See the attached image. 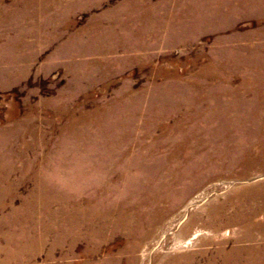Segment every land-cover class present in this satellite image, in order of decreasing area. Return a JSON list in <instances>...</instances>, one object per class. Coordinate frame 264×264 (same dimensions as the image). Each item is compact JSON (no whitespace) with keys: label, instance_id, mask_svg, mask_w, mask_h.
<instances>
[{"label":"rangeland","instance_id":"1","mask_svg":"<svg viewBox=\"0 0 264 264\" xmlns=\"http://www.w3.org/2000/svg\"><path fill=\"white\" fill-rule=\"evenodd\" d=\"M0 188L23 264H264V0H0Z\"/></svg>","mask_w":264,"mask_h":264},{"label":"bare ground","instance_id":"2","mask_svg":"<svg viewBox=\"0 0 264 264\" xmlns=\"http://www.w3.org/2000/svg\"><path fill=\"white\" fill-rule=\"evenodd\" d=\"M231 106H232V108L235 107L234 105H229V108L227 109L226 112L232 110ZM235 109L236 108H234V110ZM3 189L6 190L7 189L6 186ZM3 189L0 188V191H3ZM35 196L40 198V199H45V197H42V196H37V195H35ZM89 205H91V204L87 203L85 205L86 206L85 210H87ZM38 206H39V204L36 203L35 209H37ZM78 207H80V205ZM90 208H91L92 212L96 211V210H94L92 208V206ZM185 209H188V206H185ZM85 210H83L81 212V214L84 215L85 212H86ZM50 211L52 212L51 209H50ZM185 212H187V210H185ZM110 215H111L110 212L106 211V209L98 210L97 219H96L95 214L90 215L89 220L87 222L88 230L85 233L92 232V229H93L94 226L99 227L100 231L103 228L105 229L106 227H108V225H109L108 218H109ZM64 217H65L64 221L62 223H60L58 226H54L52 224H49V228H51V230H46V240L48 239L47 238L48 235H50L52 232H54L55 235H59L63 239L71 238L73 240L74 238L77 237V236L71 234V232L75 231L77 229H80V226L82 225V222H83L82 221V217L80 219V217L78 216V211L75 212V211H69V210H67L66 216H64ZM1 222H2V219H0V225H1ZM126 223H130L129 220H128V222L126 220L121 222V218L116 217L114 225H115L116 229L118 227L119 230L127 232V230L130 227V225L126 224ZM176 226H177V224L174 225V227H172V229H175ZM54 227H56L55 230H53ZM169 228L171 229L170 222H168V230H170ZM4 240H5V243L4 244H0L1 245L0 248L2 247V249L4 251V254L6 255V257H4L3 264H13V263H15V264L16 263L17 264H23L25 260H29L31 258L30 256L27 257V254H26L27 251L24 250V245L21 243V240H20V238L18 236L4 237ZM4 240H3V242H4ZM181 244L183 245L184 243H180V245ZM129 249H130V246H129V243H128L125 246L124 250H129ZM0 257H1V254H0ZM84 264H91V263L90 262H86Z\"/></svg>","mask_w":264,"mask_h":264}]
</instances>
